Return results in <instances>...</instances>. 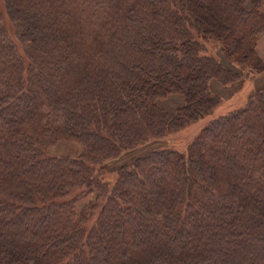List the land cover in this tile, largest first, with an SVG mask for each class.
Masks as SVG:
<instances>
[{"label":"trees","instance_id":"obj_1","mask_svg":"<svg viewBox=\"0 0 264 264\" xmlns=\"http://www.w3.org/2000/svg\"><path fill=\"white\" fill-rule=\"evenodd\" d=\"M263 1L2 0L0 264H264Z\"/></svg>","mask_w":264,"mask_h":264},{"label":"rangeland","instance_id":"obj_2","mask_svg":"<svg viewBox=\"0 0 264 264\" xmlns=\"http://www.w3.org/2000/svg\"><path fill=\"white\" fill-rule=\"evenodd\" d=\"M1 3H2V0H0V8H2ZM262 10L264 11V1H263ZM261 39H264V37H260L258 41L259 40L262 41ZM258 41L256 44V50H257ZM202 44H203V50L206 56L211 55V56L217 57L219 60L222 61L223 64L228 65L225 59L223 58V56H221L222 55L220 53L221 47L217 43L203 42ZM237 71H239V73L242 74L240 70L237 69ZM262 79H264V76L251 73L249 76L243 74L241 80H238L237 82H234L229 85H220L216 81L214 82L212 81L210 83L211 91L221 97L222 99L221 103L214 109L211 115L188 125L187 127H185L182 130H179L178 132L170 134L164 143L168 145L170 148H173L174 150H177L180 152L184 151L187 145L195 138V136L199 133L201 128L206 123H208L209 121L213 119H216L217 117L223 114L231 112L234 109L243 107L246 102L247 95L249 94L251 90H253L255 83L257 84V87L259 86L261 87V85H264V80ZM181 104H182V97L176 94L170 95L166 97L165 99L159 101V105L164 110L169 111V112H172L174 109L180 107ZM53 150H54L53 154L58 155V156L60 155L73 156L74 154L79 153L81 148L80 146L74 143H60L56 145L53 148ZM88 200H89V196L85 197L78 204V208L82 207V205L85 204Z\"/></svg>","mask_w":264,"mask_h":264},{"label":"crops","instance_id":"obj_3","mask_svg":"<svg viewBox=\"0 0 264 264\" xmlns=\"http://www.w3.org/2000/svg\"><path fill=\"white\" fill-rule=\"evenodd\" d=\"M262 41H258V45H257V51L260 55V57L262 58V60L264 61V39H261Z\"/></svg>","mask_w":264,"mask_h":264}]
</instances>
